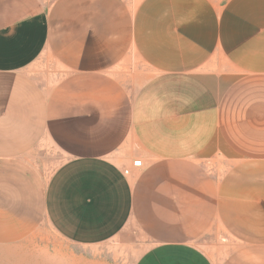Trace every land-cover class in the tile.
<instances>
[{"label": "crops", "instance_id": "0c3cea01", "mask_svg": "<svg viewBox=\"0 0 264 264\" xmlns=\"http://www.w3.org/2000/svg\"><path fill=\"white\" fill-rule=\"evenodd\" d=\"M96 116L139 152L44 184L25 154ZM0 175L33 225L0 245L44 216L83 244L136 229L134 264H264V0H0Z\"/></svg>", "mask_w": 264, "mask_h": 264}, {"label": "rangeland", "instance_id": "374dc122", "mask_svg": "<svg viewBox=\"0 0 264 264\" xmlns=\"http://www.w3.org/2000/svg\"><path fill=\"white\" fill-rule=\"evenodd\" d=\"M45 1L53 3L55 0ZM123 1L134 9L140 0ZM79 118L84 121V132L77 130L82 127L81 125L69 124L67 131L62 128L63 130L53 132L52 137L41 139L25 154L39 172L44 184L60 167L71 163L75 157L97 154L110 160H117L122 159L125 152L133 154L139 152L134 142L127 146L122 145L115 151L102 146L103 143L108 142L106 137L108 132L103 130L106 124H101L106 120L109 124L107 117L96 116L95 124H92V117ZM54 119L56 118L53 117ZM69 120L76 119L69 116ZM93 128L95 131H92ZM91 136H95L94 142L91 141L93 139ZM80 144H95V146L87 147ZM135 161L141 159L137 158ZM12 176L6 177L4 201L0 202V241H10L33 226L19 225V219L28 214L17 210L16 203L20 202L18 201L20 195L14 185L16 178ZM34 222H36L35 215L32 223ZM149 246L150 243L140 236L136 229L130 227L123 229L104 243H77L62 235L58 227L43 216L32 233L11 243L0 245V264H134Z\"/></svg>", "mask_w": 264, "mask_h": 264}, {"label": "built area", "instance_id": "2783aa9c", "mask_svg": "<svg viewBox=\"0 0 264 264\" xmlns=\"http://www.w3.org/2000/svg\"><path fill=\"white\" fill-rule=\"evenodd\" d=\"M140 161H134L133 163H132V165L134 166V167H139L140 166ZM124 173L125 174H128V171H124Z\"/></svg>", "mask_w": 264, "mask_h": 264}]
</instances>
